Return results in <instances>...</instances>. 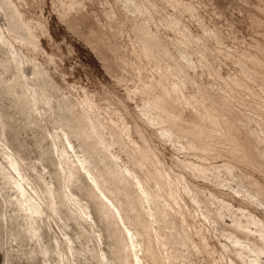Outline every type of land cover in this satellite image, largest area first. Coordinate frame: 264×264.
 <instances>
[{
	"label": "rangeland",
	"instance_id": "1",
	"mask_svg": "<svg viewBox=\"0 0 264 264\" xmlns=\"http://www.w3.org/2000/svg\"><path fill=\"white\" fill-rule=\"evenodd\" d=\"M0 264H264V0H0Z\"/></svg>",
	"mask_w": 264,
	"mask_h": 264
}]
</instances>
